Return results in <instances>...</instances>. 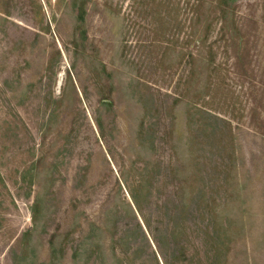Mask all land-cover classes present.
<instances>
[{
    "label": "rangeland",
    "instance_id": "obj_1",
    "mask_svg": "<svg viewBox=\"0 0 264 264\" xmlns=\"http://www.w3.org/2000/svg\"><path fill=\"white\" fill-rule=\"evenodd\" d=\"M219 1L0 0V264H264V0Z\"/></svg>",
    "mask_w": 264,
    "mask_h": 264
},
{
    "label": "trees",
    "instance_id": "obj_2",
    "mask_svg": "<svg viewBox=\"0 0 264 264\" xmlns=\"http://www.w3.org/2000/svg\"><path fill=\"white\" fill-rule=\"evenodd\" d=\"M219 3L222 4V0H220ZM221 4H220V5H221ZM221 6L223 7L224 5L222 4ZM222 7H221V8H218V9L220 10L221 13L224 11V9H222ZM222 16H223V15H222ZM221 19L224 20V16H223V18H221Z\"/></svg>",
    "mask_w": 264,
    "mask_h": 264
}]
</instances>
